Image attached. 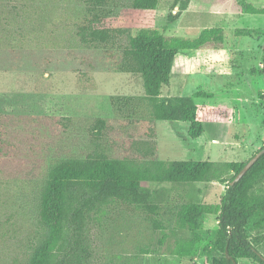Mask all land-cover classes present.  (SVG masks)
Wrapping results in <instances>:
<instances>
[{"label": "rangeland", "instance_id": "374dc122", "mask_svg": "<svg viewBox=\"0 0 264 264\" xmlns=\"http://www.w3.org/2000/svg\"><path fill=\"white\" fill-rule=\"evenodd\" d=\"M173 23L177 0H159L156 27L167 37L193 39L221 27L223 42L180 50L163 96L213 93L198 104H224L233 120L218 128L220 138L188 136L189 123L150 116L147 101H111L143 96L139 74L119 68L129 37L131 0L113 8L117 35L110 43L87 47L76 34L84 10L78 0H0V264H26L30 247L42 234L40 195L50 168L62 159L104 153L112 158L248 161L264 147V0H189ZM234 17H229L230 9ZM248 13V14H247ZM254 29L246 34L245 29ZM105 125L97 128V121ZM233 172L228 174V178ZM158 190L157 214L115 201L89 225L94 243L91 264H212L217 215H205L198 228L175 225L185 202L220 203L226 189L217 181L150 182ZM260 238L264 218L247 226ZM195 240L194 255L175 253L180 239ZM237 264H258L238 259Z\"/></svg>", "mask_w": 264, "mask_h": 264}, {"label": "trees", "instance_id": "16d2710c", "mask_svg": "<svg viewBox=\"0 0 264 264\" xmlns=\"http://www.w3.org/2000/svg\"><path fill=\"white\" fill-rule=\"evenodd\" d=\"M78 1L84 5L76 23L80 42L87 47H98L114 40L118 29L113 8L120 0ZM178 2L180 9L168 14V23L175 22L190 1L177 0L176 4ZM158 5L159 0H131L129 25L135 33L130 35L119 64L121 71L141 76L144 95L113 96L111 101H147L152 118L188 122L190 138L197 139L204 133L212 139L220 138L218 128L233 120L231 107L195 101V98L213 97L212 92L163 96L162 88L170 82L180 50L200 49L210 42L222 43L223 29L205 28L193 39L167 37L155 24ZM246 9L248 13L264 14V7L248 4ZM244 32L249 35L255 30L248 28ZM262 63L260 73L264 80V49ZM261 96L264 98V94ZM97 123V128L105 125L103 119ZM246 163L155 158L138 161L112 158L104 153L62 159L50 168L43 186L39 201L42 234L30 247L26 264H91L94 243L89 225L106 206L119 200L157 214L160 192L150 188V182L211 181L226 184L220 203H182L174 214L176 227L192 231L199 227L203 216L216 214L218 225L213 246L216 255L212 264H232L228 255L236 260L244 258L264 264V255L258 248L261 239H251L247 233L253 218H264V154L239 181L231 184ZM231 172L233 175L228 178ZM194 248L193 238L180 239L175 253L191 256Z\"/></svg>", "mask_w": 264, "mask_h": 264}, {"label": "water", "instance_id": "95a60500", "mask_svg": "<svg viewBox=\"0 0 264 264\" xmlns=\"http://www.w3.org/2000/svg\"><path fill=\"white\" fill-rule=\"evenodd\" d=\"M176 7H177V11L180 9V2H178L176 4ZM176 11V12H177ZM176 12H173V13H176ZM264 154V147L259 149L248 161L247 163L244 165V167L241 169V171L236 175L235 179L231 182V184L235 183L236 181H239L243 176L244 174L251 168V166L258 160V158ZM228 258L232 260V264H237V260L236 259H233L231 258L229 255H228Z\"/></svg>", "mask_w": 264, "mask_h": 264}, {"label": "crops", "instance_id": "0c3cea01", "mask_svg": "<svg viewBox=\"0 0 264 264\" xmlns=\"http://www.w3.org/2000/svg\"><path fill=\"white\" fill-rule=\"evenodd\" d=\"M251 4H252L253 6H255V5L253 4V2H251ZM255 7H257V6H255ZM257 8H261V7H257ZM247 14H248V13H247ZM229 17H234V13H233V9H232V8L230 9ZM258 27H259V28H264V22H262L261 24H259ZM215 105L225 106L224 104H222V105H220V104H215Z\"/></svg>", "mask_w": 264, "mask_h": 264}]
</instances>
